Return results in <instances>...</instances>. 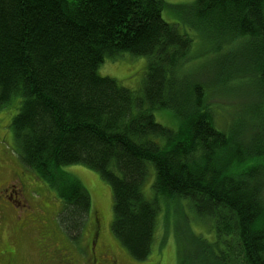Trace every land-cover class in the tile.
Segmentation results:
<instances>
[{
  "label": "trees",
  "instance_id": "16d2710c",
  "mask_svg": "<svg viewBox=\"0 0 264 264\" xmlns=\"http://www.w3.org/2000/svg\"><path fill=\"white\" fill-rule=\"evenodd\" d=\"M164 6L0 0V108L16 109L10 150L55 189L56 228L72 245H82L91 197L62 168L79 163L108 182L111 234L132 258L150 254L160 201L186 199L215 236L186 226L194 246L178 264H264V0L194 1L213 53L227 49L210 85L197 75L205 63L188 66L191 38L163 19ZM124 52L146 59L140 92L98 73ZM158 109L177 127L158 123Z\"/></svg>",
  "mask_w": 264,
  "mask_h": 264
},
{
  "label": "rangeland",
  "instance_id": "374dc122",
  "mask_svg": "<svg viewBox=\"0 0 264 264\" xmlns=\"http://www.w3.org/2000/svg\"><path fill=\"white\" fill-rule=\"evenodd\" d=\"M194 1L195 0H164L165 6L161 14L165 21L175 24L181 33L187 34L191 38L192 53L194 56H192L189 61L191 65L188 66L195 67L194 65L199 66L201 63H205V65L202 66L203 68L198 71L197 75L201 77L206 84L210 85L212 84L211 79L215 76L213 72L215 67L213 63L215 61H212L217 57V54L225 55L224 53L227 52V49H222L223 51L220 53H213L215 52V50H213V41L211 40L213 38L196 24L198 20L193 15ZM196 46L197 53H195ZM145 63V57L134 56L128 52H124L114 59L105 58L98 68V73L102 76L112 77L122 86L140 92L144 79ZM225 100L226 99H222L218 103L226 102ZM15 112L16 109L11 108V106H9L8 109L0 108V137L6 138L7 143H10L8 134H10L11 131H9V133L6 126L9 118L14 115ZM153 114L156 121L164 126L174 129L178 125L177 118L169 109L154 110ZM219 121L222 127L226 125V119L224 117L219 118ZM5 149H7V147H5ZM0 159V183L8 179H14L15 176L13 177V174L16 173V169L11 164L10 159L6 155H2V151H0ZM62 169L77 178L88 190L91 197V215L80 236V239L82 238V245H77L83 250L87 249L92 233L97 230V224L101 227L98 240L100 245L98 251L104 252L107 259H110L109 261L113 260L114 264H178L183 257H189L190 251L194 246L193 234L186 232V226H189L195 233H203L205 238L209 241H212V237L214 239L215 234L211 222L207 220L199 221V219L192 217L190 213L192 211L189 210L186 199H163L160 201V208L156 217L158 224L155 228L156 232L154 231L150 254L144 260H136L129 255L120 245L119 241L111 234L110 222L113 218L112 193L108 182L104 180L97 171L83 164L66 165ZM149 170L144 182L150 181L151 184L153 182L154 172L152 168H149ZM35 178H37L36 180L41 184H37L36 186L40 194V199L45 200L47 206L50 205L48 211L51 215H55L61 207L55 189L44 179H40L37 176ZM26 198L32 208H34L35 198H30L28 196H26ZM50 213L47 212L46 215L50 216ZM16 228L17 226L12 222L5 220L0 237L2 243H7L15 250V253H17L18 257L16 256L15 264H51L48 262L43 252V246L45 245L44 247L46 249L51 250L55 245L54 242H47L40 247V245L37 244V239L40 234L34 227L26 226L23 228ZM57 234H59L62 239L63 232L61 231ZM62 240L60 241L61 244ZM77 246L76 244L75 246L71 245L69 246L70 249L66 251L73 259L74 264H80L76 255V248L78 250Z\"/></svg>",
  "mask_w": 264,
  "mask_h": 264
},
{
  "label": "flooded vegetation",
  "instance_id": "af4514ba",
  "mask_svg": "<svg viewBox=\"0 0 264 264\" xmlns=\"http://www.w3.org/2000/svg\"><path fill=\"white\" fill-rule=\"evenodd\" d=\"M8 138L10 139V143H7L6 138L0 137V151H2V155H6L10 159L11 164L16 169V173L13 174V177L15 176L14 179H8L0 183V237L5 220H9L17 226V228L26 226L34 227L40 234L37 239V244H39L40 247L47 242H54L55 244L51 250L46 249L44 247L45 245L43 246V252L49 263L74 264L73 259L69 256L68 252H66L70 249L69 246H71L72 243L64 234L62 239L65 240H62L60 235L57 234L61 231H58L56 228V214L51 215L48 211L50 205L47 206V202L40 199V194L36 188L37 184H41L36 180V176L31 173L32 171H29V169L21 163L18 156L14 155L13 151L10 150L12 146L10 134H8ZM5 147H7V149H5ZM26 196L35 198L34 208L29 204ZM47 212L50 213V216L46 215ZM96 228L97 230L92 233L86 250L77 246L78 250L76 248V255L78 262L80 261V264H114L113 260L109 261L110 259H107L104 252L98 251L100 246L98 240L101 227L97 224ZM61 240L62 244L60 243ZM16 256L17 253H15V250L7 243H2L0 238V264H15Z\"/></svg>",
  "mask_w": 264,
  "mask_h": 264
}]
</instances>
